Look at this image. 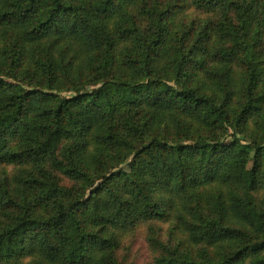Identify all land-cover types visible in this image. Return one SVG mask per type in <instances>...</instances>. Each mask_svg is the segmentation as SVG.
Returning a JSON list of instances; mask_svg holds the SVG:
<instances>
[{"label": "trees", "instance_id": "1", "mask_svg": "<svg viewBox=\"0 0 264 264\" xmlns=\"http://www.w3.org/2000/svg\"><path fill=\"white\" fill-rule=\"evenodd\" d=\"M136 261L264 264V0H0V264Z\"/></svg>", "mask_w": 264, "mask_h": 264}, {"label": "rangeland", "instance_id": "2", "mask_svg": "<svg viewBox=\"0 0 264 264\" xmlns=\"http://www.w3.org/2000/svg\"><path fill=\"white\" fill-rule=\"evenodd\" d=\"M137 247H140L141 248L142 253H145L146 252V250H145V243H144L143 240H139L138 241ZM135 263L137 264L138 262L136 261Z\"/></svg>", "mask_w": 264, "mask_h": 264}]
</instances>
